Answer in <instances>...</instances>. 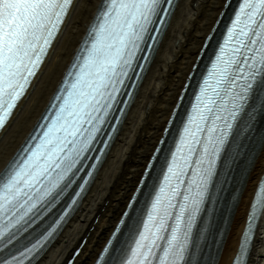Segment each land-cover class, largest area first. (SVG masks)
I'll use <instances>...</instances> for the list:
<instances>
[{"label": "snow or ice", "instance_id": "1", "mask_svg": "<svg viewBox=\"0 0 264 264\" xmlns=\"http://www.w3.org/2000/svg\"><path fill=\"white\" fill-rule=\"evenodd\" d=\"M73 2L0 0V130L31 89ZM173 6L174 0H102L96 23L87 30L80 54L50 105L54 111L40 125L44 130L39 136L32 137L37 142L26 145L0 169V220L4 221L0 248L11 244L41 215L38 204L49 196L54 201L59 195L54 190L62 192L74 182L85 161L95 163L108 139L105 128L114 127L124 103L121 97L129 94ZM227 36L126 264H183L197 217L210 202L216 164L231 145L230 137L244 131L242 117L251 118L247 105L255 86L264 83V0H241ZM258 102L264 110V93ZM93 151L96 156L91 155ZM258 189L248 229L261 218L264 185ZM15 225H19L17 231H10ZM158 240H166L167 246L157 244ZM249 243L246 230L234 264H241ZM42 248L33 244L0 259V264H24L22 257L38 254Z\"/></svg>", "mask_w": 264, "mask_h": 264}, {"label": "bare ground", "instance_id": "2", "mask_svg": "<svg viewBox=\"0 0 264 264\" xmlns=\"http://www.w3.org/2000/svg\"><path fill=\"white\" fill-rule=\"evenodd\" d=\"M102 0H75L45 64L0 134V169L23 143L61 81ZM226 0H178L121 128L79 206L35 264H92L132 195L205 37ZM248 165L216 264H231L264 173V134ZM247 264H264V210Z\"/></svg>", "mask_w": 264, "mask_h": 264}]
</instances>
